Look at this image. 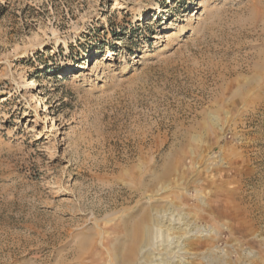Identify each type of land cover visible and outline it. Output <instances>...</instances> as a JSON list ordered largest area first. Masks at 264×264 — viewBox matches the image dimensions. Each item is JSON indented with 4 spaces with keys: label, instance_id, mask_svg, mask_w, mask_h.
I'll list each match as a JSON object with an SVG mask.
<instances>
[{
    "label": "rangeland",
    "instance_id": "374dc122",
    "mask_svg": "<svg viewBox=\"0 0 264 264\" xmlns=\"http://www.w3.org/2000/svg\"><path fill=\"white\" fill-rule=\"evenodd\" d=\"M0 264H264V0H0Z\"/></svg>",
    "mask_w": 264,
    "mask_h": 264
},
{
    "label": "bare ground",
    "instance_id": "6f19581e",
    "mask_svg": "<svg viewBox=\"0 0 264 264\" xmlns=\"http://www.w3.org/2000/svg\"><path fill=\"white\" fill-rule=\"evenodd\" d=\"M74 64L75 65H80L79 63H74ZM71 66L72 65L66 66V69L67 70H72ZM77 67H79V70L82 69V68H85V66H82V65L77 66ZM27 86L30 87V88H32L33 86H36V83H34L33 81H29V83L27 84ZM136 227L139 228L140 225H136ZM137 228H134V230L132 231V233H130L131 234L132 241H134V242H139L141 240V239H138V238H140L141 234L138 233V229ZM132 246H133L132 243H130V244H128L126 246V247H128V248L130 247V248L127 249V251H126L125 254H128V252L130 251V249L132 248Z\"/></svg>",
    "mask_w": 264,
    "mask_h": 264
}]
</instances>
